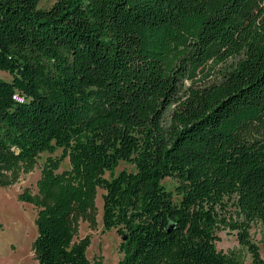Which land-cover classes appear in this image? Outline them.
Masks as SVG:
<instances>
[{
	"label": "trees",
	"instance_id": "1",
	"mask_svg": "<svg viewBox=\"0 0 264 264\" xmlns=\"http://www.w3.org/2000/svg\"><path fill=\"white\" fill-rule=\"evenodd\" d=\"M39 2L0 0V186L62 151L40 198L19 196L38 207V264H104L75 240L98 188L104 227L126 236L118 264H264L249 234L264 223V0ZM226 229L241 246L218 251Z\"/></svg>",
	"mask_w": 264,
	"mask_h": 264
},
{
	"label": "rangeland",
	"instance_id": "2",
	"mask_svg": "<svg viewBox=\"0 0 264 264\" xmlns=\"http://www.w3.org/2000/svg\"><path fill=\"white\" fill-rule=\"evenodd\" d=\"M53 4L54 0H40L38 7L48 9ZM0 78L11 81L12 75L9 71L0 69ZM50 155L61 156L62 151L59 150L54 154L43 153L38 164L30 171L25 172L20 168L16 172L18 177L16 181L7 186H0V264H38L34 250V242L38 234L36 223L38 207L35 203L20 200L19 196L21 193L29 191L36 198H40L38 182L42 177L43 164ZM69 167V159L66 158L59 171ZM123 169L135 170V166L129 162L121 161L116 173ZM163 184L168 190L174 192L176 200L180 198L176 194V186L178 185L176 179L166 178ZM104 193L103 188H98L95 196L97 215L93 223L79 217V215L75 217L78 229L75 240L80 241L89 236L90 244L86 248V257L91 263L101 260L104 264H118L123 257L119 249L123 236L118 228L107 230L104 227ZM249 234L251 243L258 248V257L264 258V223L254 222ZM217 235L219 237L216 241L218 251L227 252L229 249L241 246L237 231L226 229L219 231ZM252 261V254H248L247 262L251 263ZM162 264H166V262Z\"/></svg>",
	"mask_w": 264,
	"mask_h": 264
},
{
	"label": "water",
	"instance_id": "3",
	"mask_svg": "<svg viewBox=\"0 0 264 264\" xmlns=\"http://www.w3.org/2000/svg\"><path fill=\"white\" fill-rule=\"evenodd\" d=\"M125 240H126V236L123 237V241H125Z\"/></svg>",
	"mask_w": 264,
	"mask_h": 264
}]
</instances>
